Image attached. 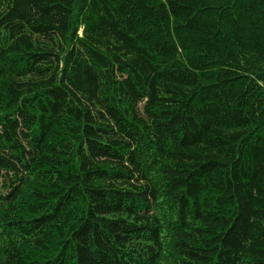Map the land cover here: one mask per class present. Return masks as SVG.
<instances>
[{
	"label": "trees",
	"instance_id": "1",
	"mask_svg": "<svg viewBox=\"0 0 264 264\" xmlns=\"http://www.w3.org/2000/svg\"><path fill=\"white\" fill-rule=\"evenodd\" d=\"M0 264H264V0H0Z\"/></svg>",
	"mask_w": 264,
	"mask_h": 264
}]
</instances>
